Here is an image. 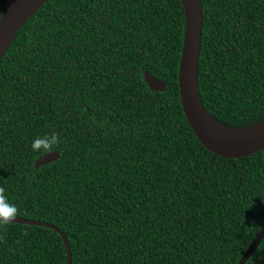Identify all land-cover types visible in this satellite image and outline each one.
Segmentation results:
<instances>
[{
    "label": "trees",
    "instance_id": "1",
    "mask_svg": "<svg viewBox=\"0 0 264 264\" xmlns=\"http://www.w3.org/2000/svg\"><path fill=\"white\" fill-rule=\"evenodd\" d=\"M201 2L202 101L223 125L257 126L264 0ZM185 24L182 0H47L0 61V186L17 217L66 234L72 264H238L264 223V149L218 156L184 114ZM52 132L57 147L32 150ZM0 264H68L64 239L0 226ZM246 264H264V238Z\"/></svg>",
    "mask_w": 264,
    "mask_h": 264
},
{
    "label": "water",
    "instance_id": "2",
    "mask_svg": "<svg viewBox=\"0 0 264 264\" xmlns=\"http://www.w3.org/2000/svg\"><path fill=\"white\" fill-rule=\"evenodd\" d=\"M47 0H10L0 20V61L25 23L39 10ZM185 10V37L178 74V85L182 108L193 132L212 153L224 158H242L264 149V127L247 140L232 143L219 136L213 130L216 121L206 109L199 91V58L202 46L203 7L201 0H182ZM144 78L154 92H163L166 84L145 72ZM264 123V122H263ZM261 123V124H263ZM259 124V125H261ZM257 125V126H259ZM226 126V125H223ZM228 127V126H226ZM256 127V126H254ZM234 129H248L235 128ZM58 152L47 153L35 161V168L50 164L57 160ZM12 223L46 226L59 232L65 242L68 264H72L71 245L68 237L56 226L39 220L16 217ZM264 238V223L249 245L238 264H246L253 252Z\"/></svg>",
    "mask_w": 264,
    "mask_h": 264
},
{
    "label": "clouds",
    "instance_id": "3",
    "mask_svg": "<svg viewBox=\"0 0 264 264\" xmlns=\"http://www.w3.org/2000/svg\"><path fill=\"white\" fill-rule=\"evenodd\" d=\"M60 144V135L57 132H52L43 137H36L32 143L33 151L50 152L53 148ZM6 189L0 186V226H6L12 223L19 215V210L14 203H10L5 195Z\"/></svg>",
    "mask_w": 264,
    "mask_h": 264
},
{
    "label": "bare ground",
    "instance_id": "4",
    "mask_svg": "<svg viewBox=\"0 0 264 264\" xmlns=\"http://www.w3.org/2000/svg\"><path fill=\"white\" fill-rule=\"evenodd\" d=\"M263 127H264V123L259 126L248 129H234V128H228L226 126L214 122L212 126V130L217 136L229 142L236 143L249 139L254 134L261 131Z\"/></svg>",
    "mask_w": 264,
    "mask_h": 264
}]
</instances>
